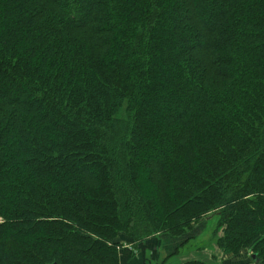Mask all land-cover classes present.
Here are the masks:
<instances>
[{
  "label": "trees",
  "instance_id": "16d2710c",
  "mask_svg": "<svg viewBox=\"0 0 264 264\" xmlns=\"http://www.w3.org/2000/svg\"><path fill=\"white\" fill-rule=\"evenodd\" d=\"M208 215L264 264V0H0V264H121Z\"/></svg>",
  "mask_w": 264,
  "mask_h": 264
},
{
  "label": "rangeland",
  "instance_id": "374dc122",
  "mask_svg": "<svg viewBox=\"0 0 264 264\" xmlns=\"http://www.w3.org/2000/svg\"><path fill=\"white\" fill-rule=\"evenodd\" d=\"M208 216L202 217L199 221L192 222V228L188 231L190 234L189 237H191L190 239L186 240L187 236H184L179 240L178 238L175 240L172 239L169 242L170 247H167L166 245L168 236L171 237V235H168L170 234L168 232L166 234H157L146 238L150 245L153 246V249L159 244L161 246L156 252H154L153 259L147 257L146 263L148 261L149 264H166L167 262L170 264H176L177 262H182L185 259L192 258L194 255H196V257L199 255L200 258L208 260L211 264H241L247 259L249 260L251 254L248 251L242 252L237 257H230L222 254L214 247L212 231L216 225L217 216ZM139 245L140 244L137 243L136 248H134L132 244L125 243L120 251V262L123 250L125 252L131 251L139 254ZM143 254L144 253H142L141 258L143 257ZM170 255L171 257H169ZM165 258L168 260L163 262ZM138 260V264L143 261L142 259Z\"/></svg>",
  "mask_w": 264,
  "mask_h": 264
},
{
  "label": "crops",
  "instance_id": "0c3cea01",
  "mask_svg": "<svg viewBox=\"0 0 264 264\" xmlns=\"http://www.w3.org/2000/svg\"><path fill=\"white\" fill-rule=\"evenodd\" d=\"M159 235V234H158ZM178 237H174V236H168V241H166V245L167 247H170V240H175ZM180 238H178L179 240ZM160 244L158 246H155V248L153 249V246L150 245L149 241L145 240L144 242H141L139 245V254H137V252H125L124 250L121 253V262L122 264H138L139 260L138 259H142L143 261L140 264H149V262L147 260V257H150V259L154 257V252H156L159 248H160ZM143 254V257L141 258V255Z\"/></svg>",
  "mask_w": 264,
  "mask_h": 264
},
{
  "label": "water",
  "instance_id": "95a60500",
  "mask_svg": "<svg viewBox=\"0 0 264 264\" xmlns=\"http://www.w3.org/2000/svg\"><path fill=\"white\" fill-rule=\"evenodd\" d=\"M54 264H56V263H54Z\"/></svg>",
  "mask_w": 264,
  "mask_h": 264
}]
</instances>
